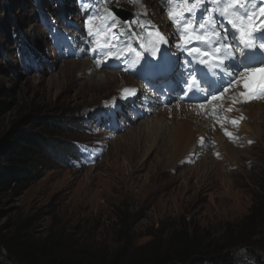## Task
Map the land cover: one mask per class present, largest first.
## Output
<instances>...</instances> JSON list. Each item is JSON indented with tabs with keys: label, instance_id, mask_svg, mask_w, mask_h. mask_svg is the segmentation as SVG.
I'll return each instance as SVG.
<instances>
[{
	"label": "rangeland",
	"instance_id": "1",
	"mask_svg": "<svg viewBox=\"0 0 264 264\" xmlns=\"http://www.w3.org/2000/svg\"><path fill=\"white\" fill-rule=\"evenodd\" d=\"M145 1L155 12L153 0ZM43 2L55 16L53 4L59 1ZM156 19L163 20L160 12ZM40 23L35 0H0V146L17 127L47 142L44 153L33 155L29 174L0 189V229L28 221V232L38 241L62 236L108 252L178 232L222 245L239 240L264 245V123L259 136L240 134L241 144L224 138L226 149L213 136L211 145L202 148L199 137L207 138L206 129L184 155L171 159V152L160 148L163 133L155 144L162 107L115 136H105L100 159L79 167L67 159L72 154L67 147L75 140L90 143L94 136L85 137L71 124L118 95L128 77L97 70L88 59L58 60L51 52V66L38 62L24 69L16 28L47 46ZM100 72L124 78L101 89ZM255 102L264 106V98ZM230 251L237 264H254L258 253L264 255V248L249 244Z\"/></svg>",
	"mask_w": 264,
	"mask_h": 264
},
{
	"label": "trees",
	"instance_id": "2",
	"mask_svg": "<svg viewBox=\"0 0 264 264\" xmlns=\"http://www.w3.org/2000/svg\"><path fill=\"white\" fill-rule=\"evenodd\" d=\"M41 141L17 127L12 138L0 146V189L9 188L13 180L29 174L33 155L37 151L44 153L47 142ZM67 148L70 150V145ZM31 226L26 221L8 231L0 229V264H237L230 251L232 246L249 244L264 248L262 243L249 240L222 245L218 241L207 242L196 234L178 232L165 240L131 244L108 252L62 236L38 241L28 232ZM256 258L264 264L263 254L258 253Z\"/></svg>",
	"mask_w": 264,
	"mask_h": 264
},
{
	"label": "snow or ice",
	"instance_id": "3",
	"mask_svg": "<svg viewBox=\"0 0 264 264\" xmlns=\"http://www.w3.org/2000/svg\"><path fill=\"white\" fill-rule=\"evenodd\" d=\"M164 2L170 6L169 19L176 25L177 34L180 36V42L175 47L182 53H186L187 56L192 57L197 64L204 66L201 71L205 76L213 70L226 69L225 61L234 56L232 46L227 43L229 35L238 40L239 44L242 45V49H264V42H257L258 40L264 41V6L254 4L253 0H211L214 7L211 10L205 7L199 21L194 19V14L207 3V0H164ZM217 15L223 21H226L231 29L235 30L234 34L230 33L227 27H221L220 21L216 19ZM257 16L260 20L259 26L256 24ZM140 24L142 30L146 27H155L151 25L150 21L140 22ZM106 27L110 28L111 25H106ZM257 33L260 35L257 36ZM155 35L158 39L150 42L151 48L146 49L143 43L139 44L140 49L150 51L153 57L157 55L160 44L168 43L167 38L158 31ZM104 40L108 44L106 55L112 57L114 55L112 49L115 45L108 43L107 36L104 37ZM119 51L121 55L134 56L133 63H136L143 55V51H137L131 44ZM239 55L244 57L245 60L249 58L244 50H240ZM259 63L264 65V60ZM255 70L244 69L241 75L250 74ZM225 74L231 78L228 81L231 84L235 80V73L226 71ZM197 75L196 70H189L186 74L181 73V78L184 79L188 91L200 89L201 84L204 82L203 77L197 79ZM241 83L246 90L240 93V96L244 98V102L255 99L256 95L248 91L250 86L247 81H241ZM123 91L128 90L124 89ZM223 91L227 92L228 89L224 88ZM258 92L260 95H264V80L261 81ZM213 98L216 99L217 97ZM233 103H236V101H233ZM201 107L203 108V105ZM231 110L228 109V111ZM231 122L233 124L237 123L235 120ZM225 133L231 136V133L226 130ZM200 142L203 143V138Z\"/></svg>",
	"mask_w": 264,
	"mask_h": 264
},
{
	"label": "bare ground",
	"instance_id": "4",
	"mask_svg": "<svg viewBox=\"0 0 264 264\" xmlns=\"http://www.w3.org/2000/svg\"><path fill=\"white\" fill-rule=\"evenodd\" d=\"M258 73L259 70L256 69L250 74L241 76L237 90L230 95L232 102L228 107L232 109V114L235 115L238 121L241 122L240 124H242L240 125V134L253 132L256 136L261 135L260 123H264L263 104L254 101V103L249 102L244 105L241 101L243 97L240 96V93L245 90L241 81L246 80L251 87ZM99 74L104 73L100 72L98 75ZM101 78L104 80L101 87L102 89L105 85L110 88L112 85L118 84L124 77L119 74L106 73ZM126 82L127 79H125V83ZM233 101H236V103H233ZM254 106L258 107V110H255ZM156 116L157 120L155 127L157 130V138H155V144L159 143L160 138H162L159 135L163 133L164 137L160 140V148L171 152V159L179 157V155H184L183 153L187 152L192 144L194 145L198 136H204L206 129L209 135L213 136L214 140L220 143L221 147L225 149L228 148V143L224 141L220 130L217 128L213 129L210 126L209 120L205 117L201 106L189 103H177L175 105L163 107ZM152 125H154V122ZM165 125L167 126V130L164 131ZM199 139L201 140V137H199ZM224 161H226V158Z\"/></svg>",
	"mask_w": 264,
	"mask_h": 264
}]
</instances>
